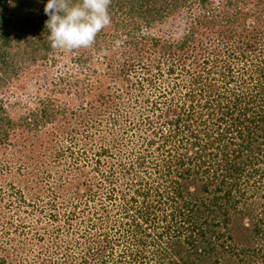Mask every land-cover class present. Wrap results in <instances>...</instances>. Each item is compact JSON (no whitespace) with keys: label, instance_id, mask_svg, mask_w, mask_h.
Wrapping results in <instances>:
<instances>
[{"label":"trees","instance_id":"16d2710c","mask_svg":"<svg viewBox=\"0 0 264 264\" xmlns=\"http://www.w3.org/2000/svg\"><path fill=\"white\" fill-rule=\"evenodd\" d=\"M47 2L0 0L1 89L46 59ZM109 12L126 18L121 26L132 46L111 75L135 74L136 102L114 107L120 121L112 118L119 126L112 133L119 136L93 153L94 188L75 193L92 213L79 236L86 250L80 259L84 253L90 264H264V0H112ZM170 15L176 33L151 30ZM97 88L106 90L102 82ZM109 96L100 92L96 102L114 106ZM14 104L0 95V147L15 132L5 115ZM45 108L21 116L27 123L19 125L32 130L44 116L53 119ZM125 108L137 110L141 124L125 120ZM12 188L10 205L33 206L26 185ZM72 254L52 263L77 264Z\"/></svg>","mask_w":264,"mask_h":264},{"label":"rangeland","instance_id":"374dc122","mask_svg":"<svg viewBox=\"0 0 264 264\" xmlns=\"http://www.w3.org/2000/svg\"><path fill=\"white\" fill-rule=\"evenodd\" d=\"M172 16L173 20L151 30L176 33L179 25L175 15ZM121 17L120 14L115 19L111 17V25L97 35L92 47L72 53L49 48L46 59L29 64L19 72L15 83L10 81L0 88V91L7 90L0 95L10 98L12 105L19 103L8 107L5 113L14 120L15 132L9 144L0 147V168L6 165L10 169L0 171V258H5L6 264H53L56 259L61 263L72 252L77 264H90L83 255L84 239L79 236L86 230L84 221L92 217V213L84 206V198H78L75 193H84L85 187L93 189L98 181L91 170L93 153L117 135L112 132H118L119 126L112 125L111 121L115 117L120 121V115L114 113V107L123 109L126 103L136 102L137 91L130 87L135 85V74L111 75V70L118 73L120 69L115 60L126 61L128 52L132 51L130 36L125 35L129 28L122 27L126 25V18ZM122 52L124 56L120 55ZM159 52L157 48L151 58H157ZM77 57L86 61L82 64L75 60ZM127 77L129 82H126ZM100 82L106 90L97 88ZM100 92L109 93L114 106L110 107L109 102H96ZM136 106L130 108L136 109ZM43 107L46 114L54 115L53 119L47 120L44 116L45 123L32 130L19 125L27 123L21 116L28 117ZM130 108H125L122 116H130L125 119L128 122L138 120L140 123L139 112ZM86 125L88 129L84 128ZM88 131L94 134L85 138ZM83 151L89 159L86 163L82 161ZM107 161L112 164V160L107 158ZM11 186L23 189L24 197L33 206L10 205L14 200L11 194L15 193ZM116 187L119 188L118 184ZM18 224L22 227L16 230ZM80 252H84L81 259Z\"/></svg>","mask_w":264,"mask_h":264},{"label":"clouds","instance_id":"9594fccd","mask_svg":"<svg viewBox=\"0 0 264 264\" xmlns=\"http://www.w3.org/2000/svg\"><path fill=\"white\" fill-rule=\"evenodd\" d=\"M111 3L112 0H48L44 13L49 17L45 27L51 48L72 53L92 47L97 35L112 23Z\"/></svg>","mask_w":264,"mask_h":264}]
</instances>
